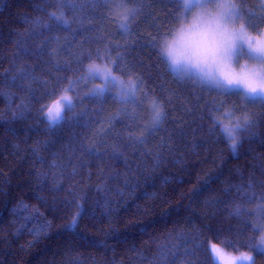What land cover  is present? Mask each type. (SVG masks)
I'll use <instances>...</instances> for the list:
<instances>
[{
  "label": "snow or ice",
  "instance_id": "6c2138e0",
  "mask_svg": "<svg viewBox=\"0 0 264 264\" xmlns=\"http://www.w3.org/2000/svg\"><path fill=\"white\" fill-rule=\"evenodd\" d=\"M87 6L93 12L89 16L82 14L85 5L78 4L76 0L34 4L35 11L46 12L47 20L41 23L39 17H24V32H15L17 51L13 55V66L6 70L7 90L0 91L6 100H20L15 106L8 103L5 113L10 117L4 120L8 125L7 132L13 137L17 135L15 124H26L32 119L42 123L46 132L55 135L64 124L78 122L88 116V104L97 105L91 114L98 119L86 121L85 127H99L80 141L78 163L72 166V173L67 177L64 199L59 200L58 195H54L49 201L41 196L39 193L47 187L44 182L48 174L42 170L33 174L39 186L36 199L51 211L52 220L45 218L38 229L30 230L33 239L28 242V248L41 239H47L54 226L73 240L95 246L96 241L88 234L90 224L81 226L83 221L96 222L94 212L85 207L86 194L77 191L76 184L72 183L79 175L78 170L88 166V161H102L104 157L127 158L131 151L141 158L152 157L155 167L159 168L167 162L165 154L175 151L177 138L184 137L185 126L190 127L191 120L199 122L200 130H204L206 124L210 136L219 129L229 151L237 153L245 135H255V130L264 124V0H259L256 5H250L247 0H168L167 3L164 0H90ZM191 7L219 10L216 27L204 36V54H214L228 61H245L239 74L191 78L192 83L198 82L202 92L209 93L208 98L202 101L199 96L195 97L201 101L196 105L195 113L182 94L178 97L175 93H166L163 98L157 95L155 87L149 86L145 73L140 70L143 63H133L134 57L130 55L134 48L147 45L160 59L162 41L174 33L178 23L188 19ZM48 8L56 10L47 11ZM169 21L172 27H169ZM74 24L77 27H73ZM108 24L116 25L114 32L108 30ZM140 25L145 27L140 28ZM134 28L137 31L133 32ZM63 30L69 32L71 40L67 36L50 35L53 31ZM37 37H40L39 43L35 48L30 47L29 41ZM32 57H35V63L28 64V58ZM38 66L48 69V78H44L43 72L37 76ZM80 85L83 87H77ZM17 93L20 94L18 97ZM109 99L119 107L105 115L104 105ZM225 110L227 124L219 118ZM118 124L121 127L118 128ZM49 144L50 141L37 142L33 154H38L41 148L47 150ZM52 155L56 156L55 153ZM36 162L44 163L42 157ZM51 167L57 165L52 164ZM63 178L62 172L59 177L54 174L51 192L59 194L65 191ZM214 179L205 172L203 183L198 180V186H193L191 198L204 194ZM234 187L237 193L243 191L245 194L242 202L233 201V209L229 213L238 223L235 239H228L226 247H232L237 254L226 252L212 241L208 242V253L218 264H257V256L264 259V183L260 186L259 199L251 182L246 189L242 185ZM227 192L225 189V194ZM0 195L7 197L8 193L4 191ZM220 202L218 197L212 196L205 203L207 206ZM68 204L75 205L74 213L62 224L54 225L61 205ZM248 204H255L254 212L247 208ZM18 208L27 209L28 205L19 200L11 214L15 215ZM35 211L37 215L44 216L38 208ZM161 211L167 212L168 209L161 205ZM249 217L255 220L251 225L248 224ZM132 223L142 222L129 221ZM249 229L251 235H247ZM19 231L17 229L16 233ZM105 235L115 236V230L109 227ZM193 239L195 248L204 243L199 236ZM132 251L139 250L133 247ZM161 261L168 264V253L162 254Z\"/></svg>",
  "mask_w": 264,
  "mask_h": 264
},
{
  "label": "trees",
  "instance_id": "16d2710c",
  "mask_svg": "<svg viewBox=\"0 0 264 264\" xmlns=\"http://www.w3.org/2000/svg\"><path fill=\"white\" fill-rule=\"evenodd\" d=\"M76 2L85 5L83 15L93 14L87 6L90 0ZM247 2L256 5L259 0ZM36 3L53 4L55 0H0V91L7 90L6 70L13 66V55L17 51L15 32H24V17H39L41 23L47 20L46 12L34 10L33 5ZM53 10L56 9H47ZM106 27L112 32L116 29V25L108 24ZM169 27H172L171 21ZM135 31L136 28L133 29ZM50 35L72 39L67 30L53 31ZM39 40L40 37L30 40L29 46L35 48ZM130 55L134 57L133 63H143L144 67L140 70L160 97L163 98L166 93H175L178 97L182 94L193 113L196 105L208 98L209 93L202 92L199 85L176 78L169 71L164 57L158 59L149 46H138ZM34 63L35 57L28 58V64ZM149 64L151 67H147ZM42 72L44 78H48V69L38 66L37 76ZM19 95L17 93V97ZM197 96L201 101L195 99ZM8 103L15 106L20 100L10 101L0 95V192L8 193L7 197L0 195V264H163L161 256L165 252L168 253V264H218L209 256V241L219 244L226 252L237 254L232 247H226L228 239H235L238 223L235 217L229 215L233 201L242 202L245 195L243 191L237 193L234 186L242 185L246 189L250 182L253 183L256 198L259 199L260 186L264 183V124L255 130V135H245L237 153L229 151L219 129L210 136L206 124L204 130H200L199 122L189 117L191 126H185L184 137L177 138L175 151L165 154L167 162L159 168L155 167L152 157L141 158L131 151L127 158L104 157L102 161H88V166L78 170L79 175L72 183L76 184L77 191L86 194L85 207L94 212L96 222L83 221L81 226L90 224L88 234L96 241L95 246L73 240L54 226L47 239H41L28 248V242L33 239L30 230L38 229L45 218L52 220L51 211L36 199L39 186L33 174L36 170L48 174L44 182L47 187L39 193L41 196L49 201L54 195H58L59 200L64 199L68 187L67 177L72 173V166L78 163L80 141L85 135H91V130L99 127H85L86 121L98 119L91 114L97 105L88 104V116L78 122L64 124L55 135L46 132L42 123L32 119L26 124H15L17 135L13 137L8 135V125L4 123L10 118L5 116ZM118 107L109 99L104 105L105 115L115 112ZM177 107L183 110L181 105L177 104ZM226 112L219 114L225 124L228 123L224 120ZM117 127L121 126L118 124ZM45 141H50L47 150L41 148L34 155L33 148L37 142L43 144ZM41 157L43 165L36 162ZM52 164L57 167H51ZM61 172L65 191L56 194L50 189L54 174L59 177ZM205 172L215 178L214 182L204 194L193 199L191 190L198 180L203 183ZM225 189L228 190L227 194ZM212 196L218 197L221 202L206 206L205 202ZM19 200H23L28 208H18L13 215L11 209L16 207ZM161 205L168 211L162 212ZM246 206L250 211H255V204ZM37 208L44 213L43 217L36 214ZM74 211V204L61 205L54 225L65 222ZM137 220L142 223L129 224V221ZM254 222L253 217L248 218L249 225ZM109 227L115 230V236L105 235ZM17 229L20 230L19 234L16 233ZM247 235H251L250 229ZM196 236L204 240L198 248H195L196 241L193 239ZM133 247L139 251H132ZM257 264H264V259L257 256Z\"/></svg>",
  "mask_w": 264,
  "mask_h": 264
},
{
  "label": "clouds",
  "instance_id": "9594fccd",
  "mask_svg": "<svg viewBox=\"0 0 264 264\" xmlns=\"http://www.w3.org/2000/svg\"><path fill=\"white\" fill-rule=\"evenodd\" d=\"M218 18L219 10L216 8L191 7L188 19L178 23L174 33L162 41L161 55L168 63L171 62V67L180 69L190 79L239 74L244 60L228 61L214 54H204V36L216 27Z\"/></svg>",
  "mask_w": 264,
  "mask_h": 264
},
{
  "label": "rangeland",
  "instance_id": "374dc122",
  "mask_svg": "<svg viewBox=\"0 0 264 264\" xmlns=\"http://www.w3.org/2000/svg\"><path fill=\"white\" fill-rule=\"evenodd\" d=\"M164 59H165V58H164ZM165 61H166L167 65H168V67H169V71H170V72H171L176 78H178L179 80H181V77H184L183 80L191 81L190 78H187V77H185V76L182 74V72H181L180 69H176V68L171 67V65L167 62L166 59H165ZM195 84L198 85V82L195 83ZM89 87H91V85H89Z\"/></svg>",
  "mask_w": 264,
  "mask_h": 264
}]
</instances>
